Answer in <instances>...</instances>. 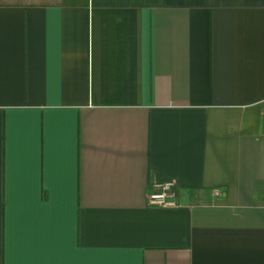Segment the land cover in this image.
<instances>
[{
  "label": "crops",
  "instance_id": "0c3cea01",
  "mask_svg": "<svg viewBox=\"0 0 264 264\" xmlns=\"http://www.w3.org/2000/svg\"><path fill=\"white\" fill-rule=\"evenodd\" d=\"M0 264H264V0H0Z\"/></svg>",
  "mask_w": 264,
  "mask_h": 264
},
{
  "label": "built area",
  "instance_id": "2783aa9c",
  "mask_svg": "<svg viewBox=\"0 0 264 264\" xmlns=\"http://www.w3.org/2000/svg\"><path fill=\"white\" fill-rule=\"evenodd\" d=\"M149 204L163 207L176 205L175 183L169 181L156 185L155 191L148 196Z\"/></svg>",
  "mask_w": 264,
  "mask_h": 264
}]
</instances>
